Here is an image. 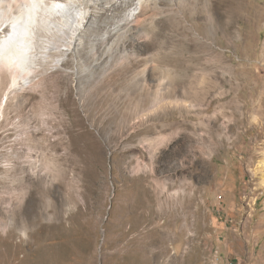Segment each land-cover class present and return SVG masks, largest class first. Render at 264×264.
Returning <instances> with one entry per match:
<instances>
[{
  "label": "rangeland",
  "instance_id": "obj_1",
  "mask_svg": "<svg viewBox=\"0 0 264 264\" xmlns=\"http://www.w3.org/2000/svg\"><path fill=\"white\" fill-rule=\"evenodd\" d=\"M96 1L76 5L93 14L105 3ZM138 1L105 6L85 38ZM120 37L94 71L81 45L77 78L60 33L32 83L13 88L7 126L0 117V140L10 136L0 141V264H264V0H142ZM144 70L153 106L145 121L133 111L147 97ZM147 123L157 128L154 148ZM30 134L45 153L25 232L10 226L25 163L6 154L24 151L15 138ZM139 145L145 155L125 153ZM24 182L27 201L32 180ZM138 197L144 205L134 209Z\"/></svg>",
  "mask_w": 264,
  "mask_h": 264
},
{
  "label": "bare ground",
  "instance_id": "obj_2",
  "mask_svg": "<svg viewBox=\"0 0 264 264\" xmlns=\"http://www.w3.org/2000/svg\"><path fill=\"white\" fill-rule=\"evenodd\" d=\"M98 1H104L105 3H102L104 4V7H98L99 9L93 10L94 13L91 14L92 10L89 6L85 5L81 8L76 5L78 0H0V95L3 94V101H1L0 106V117H3L2 121H6L7 123L11 118L9 106L11 102L10 94L13 91V88L20 85L26 86L32 83L34 77L43 67L44 60L50 56L51 51L54 48L52 46V38L54 36H57L60 33L67 34L68 39L65 48L60 49V51L65 57L71 54L73 61L72 72L73 75H77V78H79V73L82 71L81 67L84 66L82 65L84 60L81 56V50L79 49L81 45H84L88 49V56L92 57L91 64L89 65L90 70H93L98 65L102 67V65L109 62L110 59H108V56H105V54L108 50L112 52L118 47L117 44H119V39H121L120 36L122 34L123 24L128 23L133 18L137 9L142 5V0H139L135 4V7L131 8L126 13L127 15L122 21L121 19H118L116 15L111 14V16H108L113 20V23L109 26L106 25L103 27L104 32L101 33L99 37L97 36L98 34L94 33V36L89 35L85 38L84 34L86 31L89 30L93 24H98L99 20L102 19L100 17L107 18L106 14H101L105 9V6L112 7L119 5V2L121 3V0H97L96 2ZM122 1L127 2L128 0ZM95 29L97 28L93 27L92 30L97 32L98 29ZM114 43H116V45H114ZM69 61L70 58L59 59L56 65L61 66L64 62ZM129 65L130 63L122 69L123 74H127L130 71L128 69ZM103 69L105 70V75H107L106 72L108 68L103 67ZM142 75L144 90H147V97H144V99H148L151 93V86L148 85L146 70L143 71ZM155 97L157 100H160V102H163L164 105L171 104L172 102L170 99L171 97L169 98L167 95L165 96V93L163 95L161 90L157 91ZM144 99L142 98V100L138 101L134 105L133 110L134 114L137 115L136 118L141 120L149 118L153 113L152 104L149 105L147 99H145V101ZM2 102H5V106L2 105ZM170 119L171 116L167 113L163 115V122L160 124L162 130V132H160L162 133L160 138L163 141L168 138L166 130L170 125ZM2 121H0V125L2 124ZM72 123L74 127L76 121L73 119ZM123 123L128 124L129 122L126 119ZM7 125L8 123L5 124V126ZM15 127H17V124ZM145 129L147 133V137L144 139L145 143L150 148L156 147L157 145H154L157 137L152 135L154 129H157L156 126L147 123ZM8 135L9 133L0 141L2 143L8 142L10 138ZM15 143L22 144L24 151L18 152L16 150H7L8 152L6 155L9 158L17 157L22 159L21 163L23 162L25 164L20 166L24 175L21 172L20 178L14 183L15 188L10 195V200L12 202L11 216L14 218V221L10 226L14 227V229L18 228V231L19 229H22L26 232L30 225V213L28 212L27 202L39 201L40 196L38 193H35V190L37 187H41L42 176L40 170L42 162H39L41 161V155L44 154L45 151L41 144L42 141L35 138L33 134H30L27 137L17 135ZM71 145H73V143H71ZM144 148L140 145L133 146L126 150L125 153L139 152L143 156L146 154ZM151 156L153 157L154 153H152ZM29 168L36 169L39 173H31ZM59 172L64 178L65 171L60 169ZM26 178L32 180L31 186L34 187L32 188L30 186L31 191L27 201L24 200L25 194L22 191L25 187L24 180ZM11 188L12 187H10V189ZM160 189L166 196L171 195V185L167 181H164V183L161 184ZM143 193L148 195L146 191H143ZM143 205L144 202L142 199H139V197L135 203L133 202L134 209H138Z\"/></svg>",
  "mask_w": 264,
  "mask_h": 264
}]
</instances>
